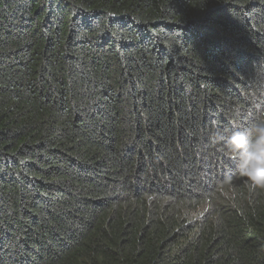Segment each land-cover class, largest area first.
Here are the masks:
<instances>
[{
    "label": "trees",
    "instance_id": "obj_1",
    "mask_svg": "<svg viewBox=\"0 0 264 264\" xmlns=\"http://www.w3.org/2000/svg\"><path fill=\"white\" fill-rule=\"evenodd\" d=\"M255 103L264 0H0V264H264Z\"/></svg>",
    "mask_w": 264,
    "mask_h": 264
},
{
    "label": "clouds",
    "instance_id": "obj_2",
    "mask_svg": "<svg viewBox=\"0 0 264 264\" xmlns=\"http://www.w3.org/2000/svg\"><path fill=\"white\" fill-rule=\"evenodd\" d=\"M260 116L247 122H241V106L232 109V130L217 127L213 135V144L232 161L235 171L249 190H264V103H255Z\"/></svg>",
    "mask_w": 264,
    "mask_h": 264
}]
</instances>
